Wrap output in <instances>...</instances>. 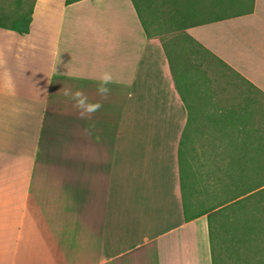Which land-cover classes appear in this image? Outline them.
<instances>
[{
  "label": "crops",
  "instance_id": "1",
  "mask_svg": "<svg viewBox=\"0 0 264 264\" xmlns=\"http://www.w3.org/2000/svg\"><path fill=\"white\" fill-rule=\"evenodd\" d=\"M175 2V29L145 28L133 0H34L26 33L0 27V264H212L181 189L193 41L237 82L224 112L255 115L223 144L264 187V0ZM66 89L101 107L82 117ZM194 103L193 128L216 114Z\"/></svg>",
  "mask_w": 264,
  "mask_h": 264
},
{
  "label": "rangeland",
  "instance_id": "2",
  "mask_svg": "<svg viewBox=\"0 0 264 264\" xmlns=\"http://www.w3.org/2000/svg\"><path fill=\"white\" fill-rule=\"evenodd\" d=\"M12 2L13 0H2L6 9L11 11L14 8ZM135 2L144 21L154 31L159 28H179L182 20L190 19H181L177 13L169 15L166 12L178 7L179 4L175 0ZM189 59L194 66L191 70L196 71L197 92L202 93L194 99L198 107L208 112L214 111L216 114H201L200 122L195 123L194 128L193 121L190 123L189 139L183 145L184 154L188 155V162L186 158L182 161L183 180L186 188L189 180L196 188L197 194L193 197V201L197 203L196 209L212 206H219L221 209L213 211L211 216L216 264H264V193H255L253 197L243 201V204L236 201L243 195L241 192L247 181L239 169V162L229 161V147L223 144V139L244 143L248 136L245 128L244 131L239 130V133L242 132L239 137L227 136L235 132L232 129L239 123L242 127L246 126L240 121L254 122L255 115H227L224 112L226 107L243 104L238 89L232 88L237 84L234 76L201 49L192 57L189 56ZM179 85L189 100L191 115L194 118L195 103L191 90L183 81H179ZM212 117L219 118L220 121L213 123ZM244 146L241 145L240 148Z\"/></svg>",
  "mask_w": 264,
  "mask_h": 264
},
{
  "label": "trees",
  "instance_id": "3",
  "mask_svg": "<svg viewBox=\"0 0 264 264\" xmlns=\"http://www.w3.org/2000/svg\"><path fill=\"white\" fill-rule=\"evenodd\" d=\"M70 0H66V2H69ZM13 10H8L6 9V7L3 5L2 0H0V27H4V28H8V29H12L15 30L19 33H26L28 31V27H29V22L31 20V13H32V9H33V4H34V0H13ZM133 3L135 4L137 11H139V7L137 6L135 0H133ZM139 17L141 19V22L143 23V25L145 26V28L148 26L147 23L144 21L143 16L141 15V12L139 11ZM185 35V34H184ZM185 38L189 39L190 41H193L192 38H190L188 35H185ZM194 42V43H193ZM192 43V47H190L189 51L190 52H194L197 53L201 48L208 52V50H206L205 48H203L200 44H198L197 42L193 41ZM201 49V50H202ZM181 58L183 59L184 63H187V59L184 55ZM191 64V63H190ZM191 67L187 66L184 69V72H182L181 77L184 81V83L188 86V89L191 90L192 94H197V88H195L196 86V72H194L195 70H193V72H189V69ZM182 92V91H181ZM187 107H189L190 109V104L187 103ZM190 119H191V113L189 110V117H188V121L187 124L185 126V129L183 131L182 137H181V142H180V147H179V161H181V189L183 192V201L185 199V209H186V203L189 207V209L191 210H201L203 212L206 213L207 215V219H208V225H209V240H210V249H211V257H212V264H216V258H215V254H214V247H215V237L212 233L211 230V216H212V212L214 211H218L221 210L219 206H212V207H207L204 209H196V205L197 203H195V201H193V197L195 196V194H197L196 188L194 186L193 183L188 182V186L186 188L185 185V181L183 180V158H186L187 162H188V155H185L184 151H183V145L185 143H187L188 139H189V126H190ZM246 179V178H245ZM250 178H247V184L246 186L242 189V196L237 199L236 201H241L243 204V201L248 200L250 197H253L254 194L262 192L264 193V187L256 189L257 186L254 185L253 183V179H251V181L249 182ZM185 189H187V191H185ZM241 206V205H240Z\"/></svg>",
  "mask_w": 264,
  "mask_h": 264
},
{
  "label": "clouds",
  "instance_id": "4",
  "mask_svg": "<svg viewBox=\"0 0 264 264\" xmlns=\"http://www.w3.org/2000/svg\"><path fill=\"white\" fill-rule=\"evenodd\" d=\"M113 76L111 72L104 71L99 77V83L97 84V91L101 96L107 94L109 91L107 85L112 82ZM65 96H68L74 103V106L79 110V115L82 117H90V114L95 112L101 107L99 101L90 102L87 99V96L80 89L69 90L66 89L64 92Z\"/></svg>",
  "mask_w": 264,
  "mask_h": 264
}]
</instances>
